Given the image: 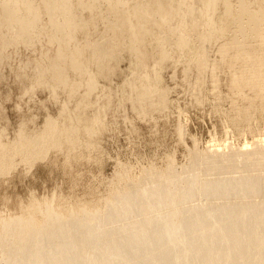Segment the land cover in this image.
<instances>
[{
  "label": "rangeland",
  "instance_id": "374dc122",
  "mask_svg": "<svg viewBox=\"0 0 264 264\" xmlns=\"http://www.w3.org/2000/svg\"><path fill=\"white\" fill-rule=\"evenodd\" d=\"M226 6L237 0H0L1 139L50 118L77 137L0 174L1 216L31 197L98 206L149 167L191 178L212 151L264 148V33H236Z\"/></svg>",
  "mask_w": 264,
  "mask_h": 264
},
{
  "label": "bare ground",
  "instance_id": "6f19581e",
  "mask_svg": "<svg viewBox=\"0 0 264 264\" xmlns=\"http://www.w3.org/2000/svg\"><path fill=\"white\" fill-rule=\"evenodd\" d=\"M225 14L235 17L236 33L263 42L264 11H254L245 0H237L236 9L226 6ZM207 30L208 36L209 26ZM152 92L146 89L147 94ZM75 133L76 129L65 137L50 118L38 133L26 134L21 128L7 142L0 137V174L9 173L18 163L32 165L64 143L74 146ZM256 143L212 151L201 164L193 159L186 169L198 172L191 178L178 174L176 167L163 172L149 167L142 185L137 186L134 178L131 188L112 199L107 196L98 206L83 209L55 205L53 197L41 201L31 197L18 214H0V261L264 264V148ZM222 168L225 177H198ZM132 216L141 218L128 222Z\"/></svg>",
  "mask_w": 264,
  "mask_h": 264
}]
</instances>
